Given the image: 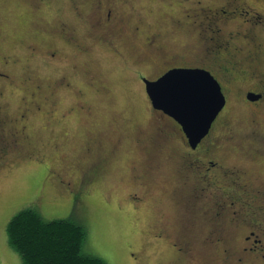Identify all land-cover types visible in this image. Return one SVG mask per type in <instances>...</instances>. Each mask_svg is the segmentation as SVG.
Masks as SVG:
<instances>
[{
  "label": "flooded vegetation",
  "instance_id": "flooded-vegetation-1",
  "mask_svg": "<svg viewBox=\"0 0 264 264\" xmlns=\"http://www.w3.org/2000/svg\"><path fill=\"white\" fill-rule=\"evenodd\" d=\"M153 1L170 9L174 6L167 0ZM174 1L181 12L169 13V21L163 19L161 30H150V24L141 18L132 0H97L89 13V1L73 0L78 19L71 25L63 21L57 28L48 25L42 32L47 41L41 47L36 43L27 47L35 55L38 48L45 47L44 59L48 60L54 59L62 47L89 53L88 43L93 42L121 55L127 63L126 59H132L136 65L130 68V75L141 85L151 113L147 127L136 125L134 139L128 141L132 143L124 180L128 205L138 210L154 202L152 211L158 215L155 236L170 242L185 264H264V188L255 187L249 180L242 161L229 160L239 146L223 142L217 130L218 124L225 134L230 129L226 117L228 87L246 85L242 99L251 106L254 141L244 158L254 164L264 161V137H260L264 136V132L260 133L264 125V0ZM124 6L129 7L125 9L134 19L125 18ZM82 26L87 35L80 32ZM178 33L186 39L185 45L172 49L164 36ZM10 63L9 56L0 55V171L7 169L12 159L41 163L43 158L35 147L28 118L31 113L43 111L42 104L33 97L43 95V86L33 82L32 76L22 81L24 89L22 83L18 86L8 70ZM175 69L210 72L226 97V105L208 135L195 146L174 118L153 107L147 92V83ZM70 86L63 76L48 88L55 94L64 88L69 90ZM17 88L32 99L23 98L26 108L22 113L8 112L9 103L1 99L8 89ZM96 90L106 92L107 87ZM81 96L77 98L82 99ZM44 111L50 119L54 117L53 110ZM70 111L81 114L88 111V106L77 102ZM127 131L128 127L112 138H105L97 130L83 134L81 162L75 168L80 176L76 190L72 191L67 179L69 173L54 176L71 193L73 211L84 209L90 187L105 174V162L119 155L130 136ZM169 138L176 139L175 145L165 151L164 142ZM164 174H171L172 181L156 199L153 192L158 193L164 184Z\"/></svg>",
  "mask_w": 264,
  "mask_h": 264
},
{
  "label": "rangeland",
  "instance_id": "rangeland-1",
  "mask_svg": "<svg viewBox=\"0 0 264 264\" xmlns=\"http://www.w3.org/2000/svg\"><path fill=\"white\" fill-rule=\"evenodd\" d=\"M85 1H89L86 11L89 13L94 6L91 4L97 0ZM167 2L174 6L170 9L153 0H132L140 17L150 24V30H161L164 28L163 19L169 21V13L181 12L176 1ZM128 8L125 9V18L134 19ZM77 19L73 0H0V55L9 56L8 70L18 86L27 80V76H32L33 82H40L43 86V95L33 96L42 104L43 111L31 113L28 117L29 131L36 139L35 147L43 157L41 163L12 159L7 169L0 171V264H23L20 253L9 244L6 230L11 219L25 209L36 210L46 221L66 219L82 225L87 234L83 253L101 258L105 264H185L170 242L156 238L158 215L152 211L154 202L134 210L126 200L124 180L132 147L128 141L134 139L136 125L147 127L151 113L141 85L129 72L135 62L128 58L127 63L121 55L93 42L88 43L89 53H76L62 47L54 59L48 60L44 59L45 47L38 48L36 55L27 47L30 43L41 47L43 41H47L42 32L48 25L57 28L63 21L71 25ZM85 20L91 22L88 17ZM80 32L88 34L83 26ZM164 37L172 49L185 45L186 39L181 33ZM137 47L141 49L138 42ZM63 76L71 84L69 90L64 88L52 94L48 86ZM104 85L107 91L97 92L96 88ZM245 87L240 84L228 87L226 117L230 129L225 134L223 126L218 124L217 130L223 142L239 146V151H232L229 160L242 161L249 180L255 187L264 188V161L254 164L244 158L248 157L247 148L254 141L250 128L253 119L251 106L242 99ZM22 91L21 88L6 91L1 102L9 103L8 112L22 113L26 108L23 98H32ZM79 95L82 99L77 98ZM77 102H85L88 111L81 114L70 111ZM44 110H53L54 117L50 119ZM127 127L130 136H127L119 155L105 162V174L90 187L84 209L73 211L71 193L54 176L69 173L67 179L72 191L76 190L80 176L75 168L81 162L79 150L83 134L97 130L105 138H112L114 133ZM263 132L264 125L260 130L261 134ZM168 140L164 142L165 151L175 145L176 139ZM169 175L164 174V184L158 193L153 192L156 199L172 181Z\"/></svg>",
  "mask_w": 264,
  "mask_h": 264
},
{
  "label": "water",
  "instance_id": "water-1",
  "mask_svg": "<svg viewBox=\"0 0 264 264\" xmlns=\"http://www.w3.org/2000/svg\"><path fill=\"white\" fill-rule=\"evenodd\" d=\"M155 109L174 118L192 145L208 135L226 105L219 82L205 70L175 69L147 83Z\"/></svg>",
  "mask_w": 264,
  "mask_h": 264
},
{
  "label": "trees",
  "instance_id": "trees-1",
  "mask_svg": "<svg viewBox=\"0 0 264 264\" xmlns=\"http://www.w3.org/2000/svg\"><path fill=\"white\" fill-rule=\"evenodd\" d=\"M6 231L23 264H105L83 253L86 230L73 221H46L36 210L25 209L11 219Z\"/></svg>",
  "mask_w": 264,
  "mask_h": 264
}]
</instances>
